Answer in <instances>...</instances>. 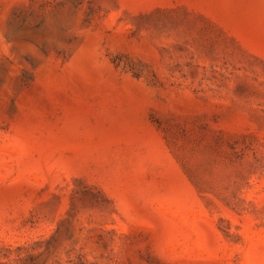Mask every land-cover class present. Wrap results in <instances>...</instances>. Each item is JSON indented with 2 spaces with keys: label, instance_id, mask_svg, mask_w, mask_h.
I'll list each match as a JSON object with an SVG mask.
<instances>
[{
  "label": "rangeland",
  "instance_id": "obj_1",
  "mask_svg": "<svg viewBox=\"0 0 264 264\" xmlns=\"http://www.w3.org/2000/svg\"><path fill=\"white\" fill-rule=\"evenodd\" d=\"M0 264H264V0H0Z\"/></svg>",
  "mask_w": 264,
  "mask_h": 264
}]
</instances>
